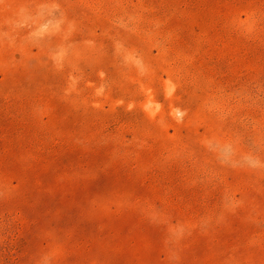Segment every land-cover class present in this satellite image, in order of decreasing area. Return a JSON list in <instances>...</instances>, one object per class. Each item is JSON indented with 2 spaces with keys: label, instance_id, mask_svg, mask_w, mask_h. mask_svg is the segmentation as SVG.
Masks as SVG:
<instances>
[{
  "label": "rangeland",
  "instance_id": "obj_1",
  "mask_svg": "<svg viewBox=\"0 0 264 264\" xmlns=\"http://www.w3.org/2000/svg\"><path fill=\"white\" fill-rule=\"evenodd\" d=\"M0 264H264V0H0Z\"/></svg>",
  "mask_w": 264,
  "mask_h": 264
}]
</instances>
